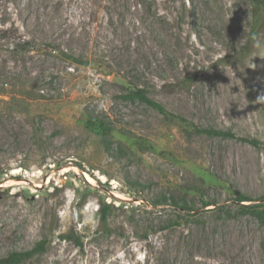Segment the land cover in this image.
Returning <instances> with one entry per match:
<instances>
[{
	"label": "rangeland",
	"instance_id": "obj_1",
	"mask_svg": "<svg viewBox=\"0 0 264 264\" xmlns=\"http://www.w3.org/2000/svg\"><path fill=\"white\" fill-rule=\"evenodd\" d=\"M233 188L264 202V0H0V262L264 264Z\"/></svg>",
	"mask_w": 264,
	"mask_h": 264
},
{
	"label": "trees",
	"instance_id": "obj_2",
	"mask_svg": "<svg viewBox=\"0 0 264 264\" xmlns=\"http://www.w3.org/2000/svg\"><path fill=\"white\" fill-rule=\"evenodd\" d=\"M128 99L132 100H139L149 107L153 108L154 110L158 111L159 113L163 115H168L169 113L166 111V109L159 103L155 102L154 100L150 99L147 95V93L144 90H136L135 92H132L129 94ZM99 130L102 132V143L106 149L107 152L111 151V144L108 139L110 129L108 126L104 124H100L98 126ZM193 130L196 134L199 135H206L208 137L212 138H236V134L231 130H224L220 128L215 127H199V126H193ZM244 142H248L254 146L259 145L256 140H248L245 138H240ZM233 193V203L238 206V211L241 214L249 215L253 218H255L263 227H264V202L259 203V200H254L253 198L243 194L241 191H239L236 188L232 189ZM173 205L177 210L181 211L184 214H190L193 211H197L191 206L188 205V202L184 199H175L173 201ZM212 205H216V202H207L204 204V207H210ZM112 206L109 204H104L101 208L100 216H101V225L103 227L104 231H110V226L108 224V216L110 214ZM67 239H72L71 236H67ZM77 243H79V240L77 238ZM47 242L46 240L39 241L32 250L27 252H17L14 251L10 253L6 258L1 260L0 264H20L29 258L33 257L35 254H41L46 251Z\"/></svg>",
	"mask_w": 264,
	"mask_h": 264
}]
</instances>
